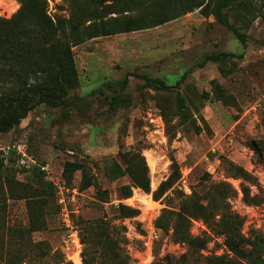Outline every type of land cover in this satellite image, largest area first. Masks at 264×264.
<instances>
[{"label": "rangeland", "instance_id": "obj_1", "mask_svg": "<svg viewBox=\"0 0 264 264\" xmlns=\"http://www.w3.org/2000/svg\"><path fill=\"white\" fill-rule=\"evenodd\" d=\"M47 1L50 15L68 16L70 0ZM236 1L256 9L246 12V18L230 13L231 21L245 33L246 44L199 9L156 27L87 38L73 47L79 85L70 92L71 107L38 104L20 125L0 133V150L7 151L4 165L13 168L16 180L35 186V167L42 166L44 178L55 185L49 224L32 233L47 255L26 251L29 258L23 264H56L59 253L75 264L72 257L79 253L82 257L84 248L81 229L89 232L84 227L100 219L108 222L109 239L121 256L129 257V264H217L218 255L234 264L247 263L235 257L224 237L201 218L191 220L188 233L206 241L203 249L155 224L163 209L186 207V199L193 196L206 203L214 186L224 182L234 191L228 207L243 218L242 234L252 240L264 238V0ZM0 2V17H11L20 6L17 0ZM220 51L241 56L199 65L208 54ZM127 73L160 77L176 87L141 88L144 80L136 75L123 81ZM217 85L223 90L219 99ZM178 91L192 99L186 119L179 114ZM114 97L124 102L112 108ZM17 145L28 156L22 157ZM121 150L144 155L150 192L134 186L125 198L121 187L132 184L130 177L105 175V166L113 159L123 163ZM68 159L89 163L96 181L108 191V201L96 199L95 187L82 181L80 171L71 182L63 178ZM175 168L180 178L155 199L154 191ZM121 203L139 213L122 217L117 209ZM5 208L8 225H28L24 198L7 199ZM63 208L78 238L64 226ZM93 248L92 243L88 256L93 264L119 263L111 260L113 249L102 262L98 246Z\"/></svg>", "mask_w": 264, "mask_h": 264}, {"label": "trees", "instance_id": "obj_2", "mask_svg": "<svg viewBox=\"0 0 264 264\" xmlns=\"http://www.w3.org/2000/svg\"><path fill=\"white\" fill-rule=\"evenodd\" d=\"M17 1L20 6L11 17H0V133L20 125L38 104L71 107L70 92L79 85L73 47L87 38L156 27L199 9L205 16H213L246 44L245 33L231 21L230 13L233 11L235 15L246 18V12L256 11L246 1L236 0H70L68 16L53 17L49 14L47 0ZM261 17L264 20V11ZM235 56L241 55L233 51L210 53L199 65L203 66L207 61L223 62ZM130 75L144 80L141 88L170 91L176 87V84L163 78L144 73H127L123 79L125 83ZM215 94L218 99L223 95L220 85H217ZM206 96H209L208 93ZM177 100L179 114L186 119L188 102H192V99L178 91ZM123 102L122 98L114 97L112 108ZM196 128L201 127L196 125ZM6 152L0 150V264H23L29 258L26 251H37L40 257L47 255V251L41 247L42 242L34 241L32 233L46 229L49 224V207L55 185L44 178L42 166L35 167V186L16 180L13 168L4 165ZM120 156L123 163L113 159L105 166V175L110 179L123 175L130 177L132 184L121 187L125 198L132 195L134 186L150 192L149 167L144 155L136 150H121ZM238 170L245 172L241 167ZM76 171L81 172L83 182L95 187L97 200L108 201V191L96 181L86 160L68 159L64 162L62 176L67 182L72 181ZM180 176L175 168L154 191V198H161ZM243 191L246 195L247 188L244 187ZM233 192L231 187L221 182L214 186L206 203L194 196L189 197L186 207L163 209L155 224L163 230L172 229L179 240L203 249L206 241L201 237H191L188 233L191 220L201 218L224 237L227 249L235 257L246 260V264H264V238L252 240L242 234L243 218L228 207V198ZM9 198L26 200L27 226L7 224L5 204ZM117 209L124 218L139 213V209L122 203ZM95 222L84 227L89 232L81 229L83 264H93V259L88 256V247L92 243L94 250L98 246L100 261L106 262L108 259L104 257L113 249L115 256L111 260L118 259V264H129V257L121 256L114 249L115 242L109 239L105 224L108 222L103 219ZM90 238H94V241H90ZM214 261L217 264H234L224 255L215 256ZM55 262L73 264L62 253Z\"/></svg>", "mask_w": 264, "mask_h": 264}, {"label": "built area", "instance_id": "obj_3", "mask_svg": "<svg viewBox=\"0 0 264 264\" xmlns=\"http://www.w3.org/2000/svg\"><path fill=\"white\" fill-rule=\"evenodd\" d=\"M16 148H18L19 153L21 154L22 157L28 156L27 153L22 149L21 145H17ZM61 214H62V221H63L64 226L70 231L71 235L78 238V231L75 227V224L71 220V218H70V216H69V214L65 208H63V211ZM79 258H80V263L75 262L73 257H72V260L75 262V264H83L82 257H81L80 253H79Z\"/></svg>", "mask_w": 264, "mask_h": 264}, {"label": "bare ground", "instance_id": "obj_4", "mask_svg": "<svg viewBox=\"0 0 264 264\" xmlns=\"http://www.w3.org/2000/svg\"><path fill=\"white\" fill-rule=\"evenodd\" d=\"M0 3H1V2H0ZM73 259L75 260V262L80 263V258H79L78 255H76Z\"/></svg>", "mask_w": 264, "mask_h": 264}]
</instances>
